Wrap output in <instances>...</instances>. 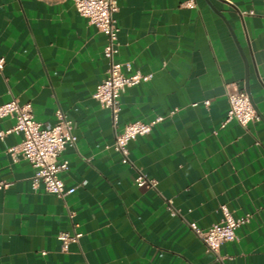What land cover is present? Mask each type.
Returning a JSON list of instances; mask_svg holds the SVG:
<instances>
[{
	"label": "crops",
	"instance_id": "obj_1",
	"mask_svg": "<svg viewBox=\"0 0 264 264\" xmlns=\"http://www.w3.org/2000/svg\"><path fill=\"white\" fill-rule=\"evenodd\" d=\"M118 4L116 59L148 79L122 93L115 129L93 97L106 36L73 0H0V105L31 103L49 124L60 112L77 136L61 156V178L76 189L66 200L33 188L34 168L9 151L20 134L0 138V182L10 183L0 190V264H264V0ZM235 88L248 89L259 116L246 127L223 126ZM158 117L123 164L115 133ZM14 124L0 118V132ZM138 172L156 190L139 188ZM222 206L250 219L215 254L188 223L207 229ZM75 229L83 236L62 253L58 234Z\"/></svg>",
	"mask_w": 264,
	"mask_h": 264
},
{
	"label": "built area",
	"instance_id": "obj_2",
	"mask_svg": "<svg viewBox=\"0 0 264 264\" xmlns=\"http://www.w3.org/2000/svg\"><path fill=\"white\" fill-rule=\"evenodd\" d=\"M77 12L94 25L99 32L106 36L104 57L108 60L106 78L97 85L93 94L103 108L110 110L113 126L117 129L121 112V96L128 87L138 85L148 79L140 73L126 74L123 64L117 61L119 52L120 29L117 26L115 15L119 11L118 0H73ZM253 14V12H250ZM5 66L4 59L0 58V72ZM229 111L223 126L229 121H236L246 127L249 123L259 120L245 89L235 88L227 95ZM205 105H209L206 101ZM14 119V126L0 132V138L15 132L22 136L21 143L9 149L13 154H21L35 170L32 186L44 189L62 200L75 193V188H66L61 174L69 169V162L62 159V153L68 146H74L77 136L74 134V125L62 113H58L55 124L40 122L36 119L31 103L21 104L17 99L0 105V118ZM158 117L150 122L136 121L126 124L121 131L115 133L113 149L121 156L123 164H129V145L140 136L149 134L152 127L161 122ZM139 188L156 190L158 182L149 178L143 172H138L135 180ZM9 182H0V190L8 188ZM222 220L207 229L200 228L195 222L188 223L189 228L205 244L207 252L217 254L219 248L228 242L238 239L237 231L247 223L250 216L236 217L226 206L221 207ZM70 217L73 213L69 212ZM76 228L78 225L75 226ZM83 234L77 229L74 232H61L57 238L62 253L69 251L72 244H78Z\"/></svg>",
	"mask_w": 264,
	"mask_h": 264
},
{
	"label": "water",
	"instance_id": "obj_3",
	"mask_svg": "<svg viewBox=\"0 0 264 264\" xmlns=\"http://www.w3.org/2000/svg\"><path fill=\"white\" fill-rule=\"evenodd\" d=\"M247 94L249 95L248 89H246Z\"/></svg>",
	"mask_w": 264,
	"mask_h": 264
}]
</instances>
